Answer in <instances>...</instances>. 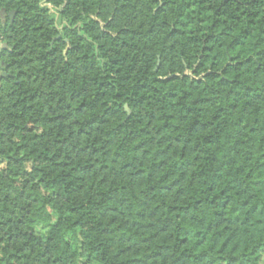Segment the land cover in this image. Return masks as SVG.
<instances>
[{
    "label": "trees",
    "instance_id": "1",
    "mask_svg": "<svg viewBox=\"0 0 264 264\" xmlns=\"http://www.w3.org/2000/svg\"><path fill=\"white\" fill-rule=\"evenodd\" d=\"M0 43V264H262L264 0H0Z\"/></svg>",
    "mask_w": 264,
    "mask_h": 264
},
{
    "label": "water",
    "instance_id": "2",
    "mask_svg": "<svg viewBox=\"0 0 264 264\" xmlns=\"http://www.w3.org/2000/svg\"><path fill=\"white\" fill-rule=\"evenodd\" d=\"M65 1H66V0H65ZM47 7H48L50 10H52L50 5H47ZM62 8H63V6L60 8V10H62ZM9 16H10L11 19H13L14 14L11 12V13L9 14ZM66 43H67V47H66V50H65L64 53H66V51L69 49V43H68V41H66ZM1 47H2L3 49H6V48H7V45H6V44H2ZM157 67H158V63H157V66H156V69H155V70H157ZM184 75H186V76H190V77H191V74H188V73H187V74H184ZM169 77H170V76H168L167 78H169ZM126 111L129 112L128 109H126Z\"/></svg>",
    "mask_w": 264,
    "mask_h": 264
},
{
    "label": "rangeland",
    "instance_id": "3",
    "mask_svg": "<svg viewBox=\"0 0 264 264\" xmlns=\"http://www.w3.org/2000/svg\"><path fill=\"white\" fill-rule=\"evenodd\" d=\"M80 264H85L83 260L80 261ZM262 264H264V252H263V255H262Z\"/></svg>",
    "mask_w": 264,
    "mask_h": 264
},
{
    "label": "crops",
    "instance_id": "4",
    "mask_svg": "<svg viewBox=\"0 0 264 264\" xmlns=\"http://www.w3.org/2000/svg\"><path fill=\"white\" fill-rule=\"evenodd\" d=\"M1 45H2V44L0 43V48H1Z\"/></svg>",
    "mask_w": 264,
    "mask_h": 264
}]
</instances>
